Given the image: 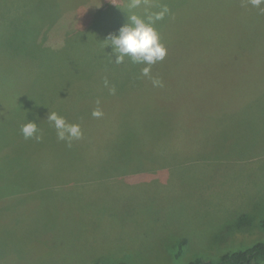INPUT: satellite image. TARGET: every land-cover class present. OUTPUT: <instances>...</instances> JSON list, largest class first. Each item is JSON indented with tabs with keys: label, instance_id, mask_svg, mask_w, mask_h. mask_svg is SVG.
<instances>
[{
	"label": "rangeland",
	"instance_id": "1",
	"mask_svg": "<svg viewBox=\"0 0 264 264\" xmlns=\"http://www.w3.org/2000/svg\"><path fill=\"white\" fill-rule=\"evenodd\" d=\"M165 6L155 28L167 54L150 72L163 86L154 87L147 65L117 63L107 39L130 15ZM261 9L249 0H0V185L13 184L11 167L18 173L24 159L35 177L0 196V264H189L264 240V83L251 87L264 58H246L241 72L219 60L246 54L250 34L264 32ZM206 14L220 18L205 26L227 28L228 44L200 31ZM9 76L12 92L1 83ZM50 111L83 137L59 140ZM28 121L41 140L25 139Z\"/></svg>",
	"mask_w": 264,
	"mask_h": 264
},
{
	"label": "clouds",
	"instance_id": "2",
	"mask_svg": "<svg viewBox=\"0 0 264 264\" xmlns=\"http://www.w3.org/2000/svg\"><path fill=\"white\" fill-rule=\"evenodd\" d=\"M142 0H132V6L137 7ZM254 6L259 8L264 4V0H249ZM264 11V9H261ZM170 9L165 6L160 11L149 14L147 19L136 14L129 16V23L122 26L118 35H111L107 40L113 46V51L116 53V62L122 63L125 56L131 58L134 63L146 64L142 69V75L152 79L154 87H162L163 81L150 76L151 65L157 61H162L167 54L166 46L161 42L159 33L155 28V22L162 20L168 15ZM108 81L105 80L107 86ZM113 93L115 89H112ZM94 117H100L102 112L99 108L92 113ZM56 129L57 138L61 141H67L69 146L73 140H79L83 137V130L78 123H69L66 119L56 112L50 111L47 118ZM38 124L35 121L25 123L21 132L25 139L35 138L41 140L42 136L38 135Z\"/></svg>",
	"mask_w": 264,
	"mask_h": 264
},
{
	"label": "trees",
	"instance_id": "3",
	"mask_svg": "<svg viewBox=\"0 0 264 264\" xmlns=\"http://www.w3.org/2000/svg\"><path fill=\"white\" fill-rule=\"evenodd\" d=\"M208 21L216 22V21H220V18L218 16L206 14L205 15V21L203 24H206ZM215 29H217V28H215ZM211 30H214V29H211ZM224 30L226 32H228L227 28H225ZM209 34H212L213 36L215 35L214 31H210ZM222 36L226 37L224 35H222ZM256 38L260 43L257 46H252V41ZM226 41H227V43H229L230 39L226 38ZM248 44H249L248 48L241 51V52H246L245 55L243 53L232 52L231 56H236V57L247 56L249 54H254V52H262L261 48L264 47V32L257 31V32L251 33ZM195 48L198 49V51L202 50L200 44L198 43V39L195 43H193V45L190 49H192V51L195 52ZM188 49H189V46L187 45L186 50H188ZM186 54H187V52H186ZM5 58L7 59L6 56H5ZM1 59H3V57ZM163 60H165V58ZM162 61H157L156 63L161 64V63H163ZM195 62H196V60H190V59H188V57H186L185 64L192 65ZM27 65H28V63H27ZM28 67H29V65H28ZM7 81H9L10 83H7ZM1 83H2L3 87L9 88L10 92H12L15 89L16 80L15 79L13 80L12 76H9L7 78H3L1 80ZM53 141L55 144H58V140L55 141V138ZM59 156L60 155H58V157ZM27 162H29V160H27V159L21 160L19 162L18 173L14 167H11L15 172V180H14L12 185H9V184L0 185V190H2L0 196L6 195V193H10L11 190H15V191L19 192L20 190H23L22 188H26L25 186L27 185V183H25L23 181L24 179H27L28 181L35 179V177L29 176V165L27 164ZM9 196H11V193ZM1 198H5V197H1ZM261 226L264 229V218L261 221ZM97 264H99V263H97ZM118 264H127V263H118ZM189 264H264V240L257 241V242L253 243L252 245H250L246 248L237 249V250H234L232 252L225 253L217 259H213V258L205 257V256L198 257V258L191 260L189 262Z\"/></svg>",
	"mask_w": 264,
	"mask_h": 264
},
{
	"label": "crops",
	"instance_id": "4",
	"mask_svg": "<svg viewBox=\"0 0 264 264\" xmlns=\"http://www.w3.org/2000/svg\"><path fill=\"white\" fill-rule=\"evenodd\" d=\"M221 22L226 23V21H225V15L222 17ZM201 26H202V29L200 30L201 32L210 33V31H214V33H215L214 36H215V37L223 38V40L225 41V43L228 44L227 41H226V38L230 39V36H229L228 32H226L224 29H223V30H219V29H215V28H213L212 26H210L211 29H214V30H211L208 26H205V24H202ZM201 32H199L200 35H201ZM199 33H197V35H198ZM200 35H198V37H199ZM222 35H224V36H226V37H223ZM261 49H262V52H254V54H249V55H247V56H238V57H236V56H231V53H232V52H227V53H226L222 58H220L219 60H226V61H232V60H234V61H237V62L239 63V70H240V72H241V70H242V64L244 63V61L246 60V58H254V59L264 58V47H262ZM214 60H215V59H210L209 61H204L203 63H205V64H212ZM201 67H203V64H202ZM214 82H215V81L213 80L212 83H214ZM212 83H210V85H213ZM262 83H264V77H261V78H260V76L256 75V76L254 77V80H253V83H252L251 87L254 86V85H261ZM213 86H214V85H213ZM217 86H218V84H216V87H217ZM211 88H212V87H211ZM212 90H213V89H212ZM63 117H64V116H63Z\"/></svg>",
	"mask_w": 264,
	"mask_h": 264
}]
</instances>
